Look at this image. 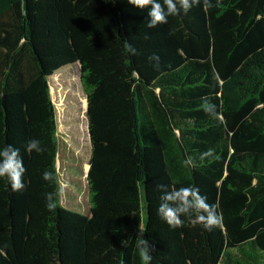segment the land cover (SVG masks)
Listing matches in <instances>:
<instances>
[{
    "label": "trees",
    "instance_id": "obj_1",
    "mask_svg": "<svg viewBox=\"0 0 264 264\" xmlns=\"http://www.w3.org/2000/svg\"><path fill=\"white\" fill-rule=\"evenodd\" d=\"M147 19L127 0H0V145L26 168L19 191L0 178V264H145L140 233L150 264H264V0ZM74 66L91 219L61 205L56 169L49 83ZM30 138L42 153L25 151ZM159 184L199 188L220 223L169 227Z\"/></svg>",
    "mask_w": 264,
    "mask_h": 264
},
{
    "label": "clouds",
    "instance_id": "obj_2",
    "mask_svg": "<svg viewBox=\"0 0 264 264\" xmlns=\"http://www.w3.org/2000/svg\"><path fill=\"white\" fill-rule=\"evenodd\" d=\"M127 3L147 12V28H156L158 25H164L169 17L176 16L183 12L187 14L190 9L201 3V0H127ZM129 52L133 55L136 49L129 45ZM149 61L155 62L159 66L160 57L152 54L148 57ZM205 105V112L210 115L215 114V105L211 104L207 98H202ZM25 151L42 153L44 148L41 141L36 138H30L25 145ZM204 153L202 155H207ZM188 165L193 164L191 157L185 160ZM26 171L20 149L12 144L0 145V178L8 181L13 191H19L24 187L22 177ZM50 172L43 174L44 178H51ZM161 192L160 203L157 208V214L171 228H179L184 224V218L191 220L192 225L201 226L207 231L218 225L221 217L214 204L207 202V197L200 193L199 188L189 185L168 189L167 185H157ZM137 240V246L140 249L145 264H150L152 257L149 254V243L140 233Z\"/></svg>",
    "mask_w": 264,
    "mask_h": 264
},
{
    "label": "rangeland",
    "instance_id": "obj_3",
    "mask_svg": "<svg viewBox=\"0 0 264 264\" xmlns=\"http://www.w3.org/2000/svg\"><path fill=\"white\" fill-rule=\"evenodd\" d=\"M50 80V94L57 119L59 150L56 169L60 180V203L66 209L92 218L88 199L85 166L90 156L87 132L85 93L76 66ZM86 172V173H85ZM142 211L137 225L142 229ZM135 227V228H136Z\"/></svg>",
    "mask_w": 264,
    "mask_h": 264
},
{
    "label": "crops",
    "instance_id": "obj_4",
    "mask_svg": "<svg viewBox=\"0 0 264 264\" xmlns=\"http://www.w3.org/2000/svg\"><path fill=\"white\" fill-rule=\"evenodd\" d=\"M56 77V76H55ZM49 86H50V83H49ZM50 96H51V94H50ZM52 100V99H51ZM84 104V106H85V112H86V98H85V102L83 103ZM57 120V119H56ZM86 122H87V120H86Z\"/></svg>",
    "mask_w": 264,
    "mask_h": 264
},
{
    "label": "bare ground",
    "instance_id": "obj_5",
    "mask_svg": "<svg viewBox=\"0 0 264 264\" xmlns=\"http://www.w3.org/2000/svg\"><path fill=\"white\" fill-rule=\"evenodd\" d=\"M84 168H85L86 171H88V166H87V165H86ZM85 173H86V172H85Z\"/></svg>",
    "mask_w": 264,
    "mask_h": 264
},
{
    "label": "water",
    "instance_id": "obj_6",
    "mask_svg": "<svg viewBox=\"0 0 264 264\" xmlns=\"http://www.w3.org/2000/svg\"><path fill=\"white\" fill-rule=\"evenodd\" d=\"M88 167H89V165H88Z\"/></svg>",
    "mask_w": 264,
    "mask_h": 264
}]
</instances>
